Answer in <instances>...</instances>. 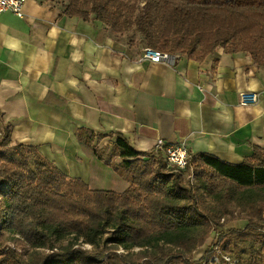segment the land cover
Returning <instances> with one entry per match:
<instances>
[{
	"label": "trees",
	"instance_id": "16d2710c",
	"mask_svg": "<svg viewBox=\"0 0 264 264\" xmlns=\"http://www.w3.org/2000/svg\"><path fill=\"white\" fill-rule=\"evenodd\" d=\"M64 1V15L99 21L116 36L133 31L141 37L137 46L197 61L223 48L228 54L245 53L264 68V0ZM77 135L129 188L121 194L92 191L82 180L66 176L36 148L13 145L11 131L3 130L0 230L21 239L0 234V264H209L219 248L232 254L241 250L239 245L261 257L251 264H264V243L258 241L264 238L259 234L264 231L263 149L255 147L240 164L209 154L190 159L203 189L216 194L224 188L219 202L222 214L230 219L221 223V216L204 203L199 189L167 174L160 159L136 151L122 134L97 135L79 129ZM96 137L114 138L111 150L108 145L94 146ZM10 153L20 161L10 160ZM233 203L244 213L238 219L246 220V227L222 232L218 244L200 260H192L196 249L209 239L212 223L222 228L235 219L228 210ZM54 236L73 237L76 242L53 251ZM226 236L235 240L233 250L226 248ZM80 241L96 250L74 248ZM26 244L35 250H27ZM46 247L49 253L36 251ZM135 247L146 249L126 255L117 252Z\"/></svg>",
	"mask_w": 264,
	"mask_h": 264
},
{
	"label": "crops",
	"instance_id": "0c3cea01",
	"mask_svg": "<svg viewBox=\"0 0 264 264\" xmlns=\"http://www.w3.org/2000/svg\"><path fill=\"white\" fill-rule=\"evenodd\" d=\"M63 11L56 0H28L23 18L0 17V132L10 130L13 145L36 148L92 191L118 194L130 184L78 138L79 129L120 133L146 154L158 139L186 141L191 158L230 164L264 150V68L250 56L218 48L203 61L182 55L174 66L141 61L144 46L128 48L101 22ZM245 92L258 102L241 105ZM105 138L93 145L110 151L114 138Z\"/></svg>",
	"mask_w": 264,
	"mask_h": 264
},
{
	"label": "rangeland",
	"instance_id": "374dc122",
	"mask_svg": "<svg viewBox=\"0 0 264 264\" xmlns=\"http://www.w3.org/2000/svg\"><path fill=\"white\" fill-rule=\"evenodd\" d=\"M56 1H57L58 4H64L65 3L64 0H56ZM122 38H123V41L128 43V46L130 45V47H128V48H131L133 46L131 43L138 44V43L141 42L140 41L141 37L138 34L134 33L133 31L129 32L127 35H125ZM144 49L145 48H143V50ZM143 50H140L141 53L143 52ZM136 51H138V50H136ZM174 54H177V53H174ZM178 54H180V53H178ZM103 141H107L106 138ZM108 147H111V146L108 145ZM8 158L10 160L14 161V162H19L20 161L19 157L15 153H10L8 155ZM151 158L156 159L154 157H151ZM114 160H116V158H114ZM195 168L196 167H194V170H196ZM165 172L167 174H170V175L174 176V178L180 176V181L184 185L191 186V184L188 181V173H175V172H171V171H169L167 169H165ZM196 172L198 173V170ZM194 186H195V189H197V190L199 189L198 191H200V193L203 195L204 203L207 204V206L209 208H212V210H214L213 212L215 214L221 216V223H224L225 219H227V218L230 219V215L224 216L222 214L224 209H222L221 204L219 202V199L221 197V194L219 192H222L221 190L224 189V188H220L217 191H215L216 194L210 193L207 190L203 189L202 183L200 181V176H197L196 183H195ZM228 210H229V212H233L234 213L235 219H233L230 223H227L222 228H220V227L217 228V226H215L212 223L211 227H212L213 230L211 232V235L209 236V239L207 240V242L205 243V245L203 247H200V248L196 249V251L192 255V260H200L204 256L205 252L214 246L215 242H217L216 244H218L219 236H220V234H222V232L223 233H227L230 229H236V230L242 231V229H239V226H240L239 224L242 223L240 221H245L246 224H247V221L244 220V219H238V216H240V217L244 216V213L242 212L241 208L239 206H237L235 203H233V204H230ZM232 223H235L234 226H236V227H232V225H231ZM0 234L4 235L5 237H11V238H14V239H21V237L19 235H10L8 232H4V231L2 232V230H0ZM259 234H261L263 236L264 235V231H259ZM106 237L107 236H105L104 239ZM258 241L260 243H264V238L261 237ZM71 242H76V241H73V237H65V238H62V239H58L56 236H54L52 238V245L55 248L53 251H56L57 248H60V247H63V246H67ZM223 242L225 243L226 248H228L229 250H233L232 244L235 242L234 239L230 238L229 236H226ZM246 244H248V243H246ZM101 246L103 247V244H101ZM239 247L241 248V250L238 253L233 252L232 254H226L224 252L223 248H219L218 251H220L222 253V255H219V254L215 255L219 259V261H218L219 263H214V264H224L222 262V259L225 260V262L228 263V264H251L252 262H255V261L256 262H260L261 261V257L259 255H257L256 253L252 252V250H250L248 246L239 245ZM26 248L29 251L35 250V249H32L31 246L28 245V244H26ZM74 248H80V249H83V250H85L87 252H94L96 250V247L95 248L93 246L89 247L88 244H84V243H82V241H80L79 243H76L74 245ZM145 249L146 248L141 249V248H136L135 247L132 250H124L123 248H119V250L117 252L119 254L126 255L128 253H137L140 250H145ZM255 250L259 251L260 247H257ZM36 251L45 252V253H49L50 252L49 247H46V248H43V249H36ZM239 261H241V263Z\"/></svg>",
	"mask_w": 264,
	"mask_h": 264
},
{
	"label": "built area",
	"instance_id": "2783aa9c",
	"mask_svg": "<svg viewBox=\"0 0 264 264\" xmlns=\"http://www.w3.org/2000/svg\"><path fill=\"white\" fill-rule=\"evenodd\" d=\"M28 0H0V17L6 12H11L19 18L24 17V8ZM182 57L181 54H171L166 52L155 51L150 48H145L141 56V61H149L152 63H163L169 66H174ZM258 102V95L254 92H245L240 94L241 105H253ZM151 157L163 161L167 170L175 173H188V181L191 185H195L196 177L195 170L190 166V150L189 144L186 141L177 144H169L163 139H158L155 147L150 153ZM2 197L0 195V201ZM217 242H215L216 245ZM89 245V244H88ZM91 245H89L90 247ZM216 254L222 253L216 250ZM225 258V257H224ZM217 256H213L209 260V264L219 263Z\"/></svg>",
	"mask_w": 264,
	"mask_h": 264
}]
</instances>
